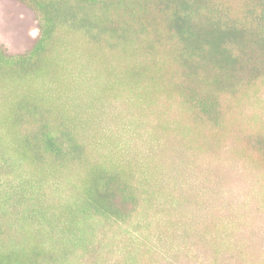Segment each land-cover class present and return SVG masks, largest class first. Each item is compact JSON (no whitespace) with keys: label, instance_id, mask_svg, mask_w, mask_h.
<instances>
[{"label":"rangeland","instance_id":"374dc122","mask_svg":"<svg viewBox=\"0 0 264 264\" xmlns=\"http://www.w3.org/2000/svg\"><path fill=\"white\" fill-rule=\"evenodd\" d=\"M0 264H264V0H0Z\"/></svg>","mask_w":264,"mask_h":264}]
</instances>
